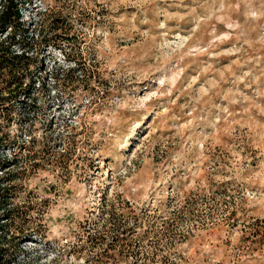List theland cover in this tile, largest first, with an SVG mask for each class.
Returning a JSON list of instances; mask_svg holds the SVG:
<instances>
[{"label":"rangeland","instance_id":"1","mask_svg":"<svg viewBox=\"0 0 264 264\" xmlns=\"http://www.w3.org/2000/svg\"><path fill=\"white\" fill-rule=\"evenodd\" d=\"M20 1L0 264H264V0Z\"/></svg>","mask_w":264,"mask_h":264},{"label":"trees","instance_id":"2","mask_svg":"<svg viewBox=\"0 0 264 264\" xmlns=\"http://www.w3.org/2000/svg\"><path fill=\"white\" fill-rule=\"evenodd\" d=\"M0 37V166H3L1 158L4 156L3 148L11 141L9 132L3 127L10 129L16 109L15 102L19 101L21 96L31 92L36 83L29 79L35 62L33 54L30 55L28 51L36 49L38 55L41 50L39 44L46 37H40L33 43L29 40L20 0H0ZM51 37L47 38V42H50ZM84 77L87 78V75L84 74ZM31 107L30 105L29 109ZM9 190L10 186L0 183V210H4L7 214L13 210L8 206ZM1 218L2 215H0ZM6 225L7 223L0 222L2 232ZM151 254L155 257L154 255L158 253ZM105 256H108L106 259L108 262L101 264H110L113 259H116L114 253H101L99 259H105ZM148 256L150 257V253Z\"/></svg>","mask_w":264,"mask_h":264}]
</instances>
